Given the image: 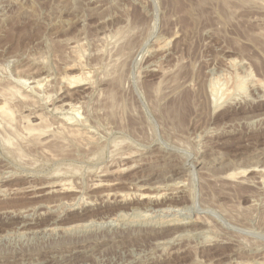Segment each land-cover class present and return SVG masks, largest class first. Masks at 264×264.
<instances>
[{"label":"rangeland","instance_id":"obj_1","mask_svg":"<svg viewBox=\"0 0 264 264\" xmlns=\"http://www.w3.org/2000/svg\"><path fill=\"white\" fill-rule=\"evenodd\" d=\"M226 1L0 0V264H264V1Z\"/></svg>","mask_w":264,"mask_h":264},{"label":"bare ground","instance_id":"obj_2","mask_svg":"<svg viewBox=\"0 0 264 264\" xmlns=\"http://www.w3.org/2000/svg\"><path fill=\"white\" fill-rule=\"evenodd\" d=\"M235 1V0H234ZM237 2H238V0H236ZM244 1V0H243ZM255 1H257V0H255ZM261 1V0H260ZM259 0H258V2H260ZM262 1H264V0H262ZM261 1V3L263 4V2ZM225 2H226V4L228 3L226 0H225ZM258 2H256L257 4H261V3H258ZM240 3V2H239ZM247 3H249V1L247 2ZM237 5V4H236ZM239 5V4H238ZM264 5V4H263ZM228 6V5H227ZM240 6V5H239ZM232 7V6H231ZM244 7V6H243ZM226 9H228V11H229V8H227L226 7ZM231 9V8H230ZM262 10H264V8L262 9ZM236 12V11H235ZM231 14V13H230ZM258 19V18H257ZM263 20V19H262ZM264 25V24H263ZM123 32V31H122ZM117 33H119L118 31H117ZM121 33V32H120ZM117 35V34H116ZM119 35V34H118ZM118 35H117V37H118ZM125 35V34H124ZM264 35V34H263ZM260 36V35H259ZM122 39V38H121ZM124 39V38H123ZM122 39V40H123ZM104 40V39H103ZM116 40V39H115ZM121 40V41H122ZM125 40V39H124ZM120 42V41H119ZM157 42H158V40H157ZM160 42V41H159ZM122 43V42H121ZM121 43H119V44H121ZM160 43H162V42H160ZM127 44H128V42H127ZM155 44V43H154ZM157 44V43H156ZM77 46V45H76ZM118 46V45H117ZM159 46V45H158ZM157 45H156V47H158ZM164 47V46H163ZM162 47V48H163ZM117 48V47H116ZM160 48V47H159ZM72 49V48H71ZM154 49V48H153ZM161 49V48H160ZM108 50V49H107ZM118 50V49H117ZM124 51V50H123ZM123 51H122V54H123ZM118 52V51H117ZM80 53V52H79ZM81 58V57H80ZM120 58V57H119ZM77 59V58H76ZM79 60V59H78ZM77 60V61H78ZM77 61H75V62H77ZM229 61V60H228ZM234 62V61H233ZM81 63V62H80ZM114 63V62H113ZM231 63H232V61H231ZM231 63H230V65H231ZM75 64V63H74ZM233 65L235 64V63H232ZM71 65V64H70ZM73 65V64H72ZM111 65H112V63H111ZM115 65V64H114ZM76 66H78V68H80L79 67V65H76ZM105 66V65H104ZM108 67H109V65H108ZM151 67V66H150ZM231 67H233V66H231ZM243 67V66H242ZM73 68V67H72ZM72 68H70L69 69V67L67 68L68 70H72ZM154 68V67H153ZM152 68V69H153ZM67 69H65V70H67ZM75 69V68H74ZM112 69V68H111ZM161 69V68H160ZM64 70V71H65ZM97 70V69H96ZM99 70V69H98ZM108 71H109V68L107 69ZM151 70V69H150ZM165 70V69H164ZM76 71V70H75ZM81 71V70H80ZM107 71V72H108ZM111 71V70H110ZM169 71V70H168ZM244 71H246V70H244ZM248 71V70H247ZM83 72H85L84 71V69H83ZM106 72V71H105ZM114 72H115V70H114ZM87 73H89V72H87ZM85 74H86V72H85ZM163 74V73H162ZM161 74V75H162ZM66 75V74H65ZM80 75V74H79ZM81 75H83V73H81ZM80 75V76H81ZM87 75V74H86ZM240 75V74H239ZM67 76H68V73H67ZM62 77V83H61V85L64 83L65 84V86L66 87H68V88H72V87H74V86H76L77 84H80L81 83V81H82V83L84 82V81H87L88 82V80L89 79H91L90 78V76H89V78H87V76H84V77H77V78H74V77ZM104 76V75H103ZM115 76V75H114ZM113 76V77H114ZM174 76V75H173ZM246 76V75H245ZM245 76H243V77H245ZM247 76L249 77V75L247 74ZM246 76V77H247ZM108 77H109V75H108ZM162 77V76H161ZM160 77V78H161ZM172 77V76H171ZM237 77V76H236ZM240 77V76H239ZM239 77H238V79H239ZM242 77V76H241ZM240 77V78H241ZM242 77V78H243ZM40 78V77H39ZM241 78V79H242ZM251 78V77H250ZM249 78V79H250ZM43 79V78H42ZM88 79V80H87ZM171 79V78H170ZM248 79V78H247ZM11 80V79H10ZM31 80V79H30ZM35 80V79H34ZM33 80V82H31V86L29 85V84H27L28 86L27 87H24V88H30V90L31 91H37L39 88H41L40 86H43V85H41V83L43 82L44 83V81H45V79H43V80H40L39 79V81L38 80H35L34 81ZM47 80V79H46ZM113 80V79H112ZM240 80V79H239ZM169 81V80H168ZM46 82V81H45ZM215 82V81H214ZM248 82V81H247ZM8 83V82H7ZM30 83V82H29ZM176 83V82H175ZM87 84V83H86ZM118 84V83H117ZM161 84V83H160ZM217 84H219L218 82H217ZM235 84H237V86H236V89H238V91H242V92H244V84H245V80H240V81H238V83H235ZM1 85V84H0ZM213 85V84H212ZM212 85H210L211 87H212ZM26 86V85H25ZM46 86V85H45ZM157 86V85H156ZM167 86V85H166ZM218 86H220L221 88H223L224 86H221V84H219ZM218 86L216 85V84H214L213 85V87L212 88H210V90H211V95H212V98H214V100H216L218 97H219V93H220V91H221V89L219 90V88H218ZM234 86V85H233ZM232 86V87H233ZM4 87V86H3ZM7 87V86H6ZM11 87H13V86H11ZM10 86H9V89H8V87L6 88V91H2L1 89V91H0V117L2 118V120L4 121V122H6L5 123V125H7V123L8 124H10L11 123V125H13V120H12V118H13V112H12V110H11V107L9 106V103L11 102V100L14 102V100H13V98L15 99V98H20V101H22V99H25L26 98V101H27V99H28V96L27 97H25V95H22V93L20 92V91H22L21 89H20V91H18V89L16 90V87H15V89L14 88H11ZM19 87V86H18ZM23 87V86H22ZM154 88V87H153ZM158 88V87H157ZM5 89V88H4ZM23 89V88H22ZM26 89V90H27ZM42 89V88H41ZM245 89H247V88H245ZM40 90V89H39ZM38 90V91H39ZM152 90H154V89H152ZM228 90V89H227ZM231 90L233 91V89L231 88ZM29 91V90H28ZM158 91V90H157ZM223 91H225L224 90V88H223ZM230 90H228V93L230 94V92L232 93V91H230ZM235 91V90H234ZM237 90H236V92H238ZM23 92V91H22ZM41 92V91H40ZM113 92V91H112ZM154 92V91H153ZM24 93V92H23ZM222 93H224V92H222ZM238 94V93H237ZM242 94V93H241ZM41 95V94H40ZM223 95H221L218 99H220L221 97H222ZM230 96V95H229ZM37 97H38V95H37ZM110 98L111 97H109V100H110ZM224 98H225V95H224ZM50 99V98H49ZM217 99V100H218ZM223 99V98H222ZM226 99V98H225ZM16 100V99H15ZM29 100V99H28ZM114 99H113V97H112V101H113ZM213 100V101H214ZM221 100V99H220ZM220 100H219V102H220ZM19 101V102H20ZM25 101V100H24ZM44 101H45V99H44ZM212 101V100H211ZM23 102V101H22ZM31 102V101H30ZM36 102V101H35ZM109 102V101H108ZM222 102H223V100H222ZM17 103V102H16ZM48 103V102H47ZM214 103V102H213ZM14 104V103H13ZM31 104V103H30ZM15 105V104H14ZM29 106V105H28ZM19 107V106H18ZM13 108V107H12ZM15 108V107H14ZM44 108V107H43ZM64 108H66L67 110L66 111H69V113H71L72 115H76V111H77V108H76V106H74L73 104H64ZM112 108V107H111ZM79 110V109H78ZM19 113V112H18ZM28 114V113H27ZM33 114V113H32ZM15 115H16V112H15ZM18 115V114H17ZM79 115V114H78ZM29 117V116H28ZM25 118H27V117H25ZM30 118V117H29ZM28 118V119H29ZM34 119H30V120H28L27 119V123H26V129H27V131H28V133H26V136H25V138L26 137H31L32 139H31V141L32 142H34V140L35 141H37V142H35L34 144L35 145H38V144H40V140H41V138H42V135L44 136V135H46L45 133L44 134H42L43 132H42V129H43V127L45 126L44 124L45 123H47L45 120L42 122V118H40L39 117V115L38 116H35V117H33ZM64 118V117H63ZM74 118V117H73ZM14 119V118H13ZM24 119V118H23ZM17 120V119H16ZM18 120H19V117H18ZM12 121V122H11ZM33 123H32V122ZM64 121V120H63ZM69 121V120H68ZM20 122V121H19ZM35 122V123H34ZM45 122V123H44ZM70 122V121H69ZM69 122H67V120L66 121H64L63 123H61V124H63L64 125V127H68L69 129L72 127V126H70V125H72V123L70 124ZM73 123H74V121H72ZM1 123H3L2 121H1ZM23 123V122H22ZM44 123V124H43ZM81 123V122H80ZM83 123V122H82ZM84 123H85V121H84ZM83 123V124H84ZM19 124V123H18ZM41 124H43L44 126L43 127H40V126H42ZM1 126V125H0ZM8 126V125H7ZM7 126L5 127V129H7ZM19 126V125H18ZM23 126V125H22ZM14 127V126H13ZM63 127V128H64ZM76 127V126H75ZM10 128H12V126H9V128L8 129H10ZM24 128V127H23ZM45 129H46V127H44ZM48 128V127H47ZM73 128V127H72ZM79 128V127H78ZM81 128V127H80ZM14 129H16V127L14 128ZM19 129V128H18ZM59 129V128H58ZM68 129V130H69ZM75 129H77V128H75ZM11 130V129H10ZM21 130V129H20ZM24 130V129H23ZM64 130V129H63ZM67 130V129H66ZM73 130V129H72ZM71 129H70V131H72ZM88 130V129H87ZM9 131V130H8ZM14 131V130H13ZM12 131V132H13ZM43 131H44V129H43ZM59 131V130H58ZM69 131V132H70ZM74 131V130H73ZM77 131V130H76ZM75 131V132H76ZM4 132V131H3ZM26 132V131H25ZM63 132H65V131H63ZM74 132V133H75ZM78 132V131H77ZM76 132V133H77ZM6 133V132H5ZM20 133V132H19ZM71 133H73V132H71ZM74 133L73 134H71L72 135V137H73V135H74ZM80 133V132H79ZM82 133V132H81ZM12 134V133H11ZM52 134V133H51ZM64 134H67L66 132L64 133ZM70 134V133H69ZM78 134V133H77ZM6 135V134H5ZM5 135H4V137H5ZM13 135H14V133H13ZM12 135V136H13ZM79 135V134H78ZM77 135V136H78ZM9 136V135H8ZM21 136V135H20ZM48 136V135H47ZM59 136V135H58ZM76 135H74V137H75ZM4 137H2V138H4ZM7 137V136H6ZM5 137V138H6ZM14 137V136H13ZM49 137V136H48ZM73 137V138H74ZM14 138H18V137H16V133H15V137ZM20 138H23V137H20ZM19 138V139H20ZM27 138V139H28ZM51 138V137H50ZM77 138V137H76ZM8 139L9 138H6V140L8 141ZM30 139V138H29ZM44 139L45 138H43L42 140L44 141ZM52 139V138H51ZM56 139H57V137H56ZM61 139V138H60ZM63 139V138H62ZM88 139V138H87ZM9 140H11V139H9ZM16 140V139H15ZM41 140V141H42ZM64 140V139H63ZM12 141V143H13V139L11 140ZM10 141V142H11ZM89 141V140H88ZM3 142H4V140H3ZM15 142V141H14ZM21 142V141H20ZM23 142V141H22ZM39 142V143H38ZM46 142V141H45ZM57 142V141H56ZM55 142V143H56ZM65 142L66 141H64L63 143L65 144ZM78 142H79V140H78ZM81 142L82 141H80V144H81ZM5 143H6V141H5ZM9 142H7V144H8ZM16 143V142H15ZM42 143V142H41ZM62 143V142H61ZM69 143V142H68ZM77 143V142H76ZM6 144V145H7ZM78 144V143H77ZM87 144V143H86ZM5 145V144H4ZM14 145V143L11 145V143H9V145L8 146H13ZM25 145V144H24ZM43 145V144H42ZM61 145H63V144H61ZM69 145V144H68ZM22 146V145H21ZM30 146V145H29ZM33 146V145H32ZM41 146V145H40ZM64 147H65V145H63ZM62 146V147H63ZM81 146V145H80ZM118 146V145H117ZM20 147V146H19ZM58 147V146H57ZM23 148V147H22ZM44 148V147H43ZM21 149V148H20ZM58 149V148H57ZM61 149V148H60ZM15 150V149H14ZM17 151H18V149H17ZM16 150H15V153L17 152ZM131 153V152H130ZM133 153V152H132ZM132 153H131V155H132ZM160 153V152H159ZM17 154H19L20 155V153H17ZM21 154H22V152H21ZM25 154V153H24ZM135 154H136V152H135ZM19 155H18V157H19ZM126 155H128V153L126 154ZM17 156V155H16ZM15 156V157H16ZM22 156V155H21ZM25 156V155H24ZM26 157V156H25ZM117 157H118V155H117ZM122 159L124 160H126L127 159V157L124 155V157L122 156ZM19 160V159H18ZM22 160H23V158H22ZM124 163V162H123ZM118 165V164H117ZM137 165V164H136ZM252 167V166H251ZM130 168V167H129ZM66 170V169H65ZM71 170V169H70ZM116 170V169H115ZM253 170H256V169H253ZM264 170V169H263ZM111 171V170H110ZM114 171V170H113ZM63 172H64V170H63ZM107 172V171H106ZM115 172V171H114ZM246 172V171H245ZM261 173H264V171H260ZM59 173V172H58ZM61 173V172H60ZM97 173V172H96ZM242 173V171H240V173L239 174H241ZM243 173H244V171H243ZM242 173V174H243ZM259 173V172H258ZM261 173H259L260 175H262ZM229 174V173H228ZM241 174V175H242ZM223 175V174H222ZM240 175V176H241ZM245 175V174H244ZM243 175V176H244ZM62 176V175H61ZM242 176V177H243ZM236 177H238V175L236 174H229V175H226V177H224V179H226V180H236ZM241 177V178H242ZM245 177V176H244ZM263 177V176H262ZM239 178V177H238ZM99 179V178H98ZM145 179V178H144ZM66 180V179H65ZM240 180V179H239ZM241 181V180H240ZM63 182V181H62ZM101 182V181H100ZM136 182V181H135ZM138 182V181H137ZM176 182V181H175ZM60 183V182H59ZM72 183V182H71ZM95 184V183H94ZM100 184V183H99ZM115 184V183H114ZM165 184V183H164ZM167 184V183H166ZM182 184V183H181ZM240 184V183H239ZM63 185V184H62ZM97 185V184H96ZM185 185V184H184ZM183 185V186H184ZM70 186V185H69ZM74 186V185H73ZM171 186V185H170ZM182 186V187H183ZM62 187V186H61ZM157 187V186H156ZM160 187V186H159ZM178 187V186H177ZM179 187L180 188H182L180 185H179ZM67 188V187H66ZM70 188V187H69ZM165 188V187H164ZM172 188V187H171ZM143 189V188H142ZM183 189V188H182ZM64 190V189H63ZM68 190H70V189H68ZM141 190V189H140ZM156 190V189H155ZM159 190H161L159 193H157L156 192V194H152V195H157V196H159V195H161V194H163V193H168L169 194V192H166V190L165 189H159ZM170 190V189H169ZM171 190H173V189H171ZM177 190V189H176ZM178 190H179V188H178ZM138 191V190H137ZM174 191H175V187H174ZM126 192V191H125ZM134 192V191H133ZM141 192V191H140ZM140 192H138V193H140ZM110 193V192H109ZM137 193V192H136ZM184 193V192H183ZM130 194V193H129ZM133 193H131V195H132ZM118 195V194H117ZM121 195H123V194H121ZM120 195V196H121ZM127 196H128V193L126 194ZM125 195V196H126ZM136 194L134 193V195L133 196H135ZM167 195V194H166ZM85 196V195H84ZM114 196H115V194H114ZM124 196V197H125ZM149 195L147 194V196H146V194L144 193V194H137V196H135V197H138L137 198V200L139 199V200H144V199H148V200H151V198L149 199V197H148ZM150 196H151V194H150ZM118 197V196H117ZM124 197H122V199H119V201L120 200H123L124 199ZM134 197V198H135ZM154 196H152V198H153ZM162 197V196H161ZM164 197V196H163ZM128 198V197H127ZM127 198H125V199H127ZM130 198V197H129ZM128 198V199H129ZM82 199V198H81ZM105 199V198H104ZM115 199V198H114ZM162 199V198H161ZM129 200H131V199H129ZM138 200V201H139ZM113 201H115V200H113ZM147 201V200H146ZM124 202H125V200H124ZM122 203V202H121ZM138 203V202H137ZM150 203V202H149ZM83 204V203H82ZM87 204V203H86ZM170 208V207H169ZM190 209V208H189ZM178 210V209H177ZM144 211V210H143ZM169 211V210H168ZM139 212V211H138ZM133 213H134V211H133ZM135 214V213H134ZM177 215V214H176ZM149 216V215H148ZM185 216V215H184ZM146 217V216H145ZM203 217V216H202ZM205 218V217H204ZM126 219V218H125ZM182 219V218H181ZM199 219V218H198ZM165 220V219H164ZM187 220V219H186ZM185 220V221H186ZM182 222V221H181ZM172 224V223H171ZM177 224V223H176ZM181 224V223H180ZM127 226V225H126ZM50 229V228H49ZM242 247V246H241ZM263 262V261H262ZM253 264V263H252Z\"/></svg>","mask_w":264,"mask_h":264}]
</instances>
